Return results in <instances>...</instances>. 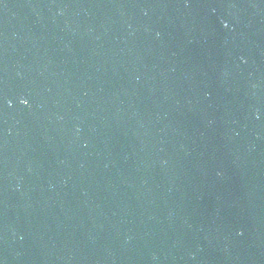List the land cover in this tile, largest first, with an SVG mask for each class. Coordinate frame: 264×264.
Instances as JSON below:
<instances>
[{
    "label": "water",
    "instance_id": "95a60500",
    "mask_svg": "<svg viewBox=\"0 0 264 264\" xmlns=\"http://www.w3.org/2000/svg\"><path fill=\"white\" fill-rule=\"evenodd\" d=\"M0 264H264V0H0Z\"/></svg>",
    "mask_w": 264,
    "mask_h": 264
},
{
    "label": "snow or ice",
    "instance_id": "6c2138e0",
    "mask_svg": "<svg viewBox=\"0 0 264 264\" xmlns=\"http://www.w3.org/2000/svg\"><path fill=\"white\" fill-rule=\"evenodd\" d=\"M23 103H27V100L23 101Z\"/></svg>",
    "mask_w": 264,
    "mask_h": 264
}]
</instances>
